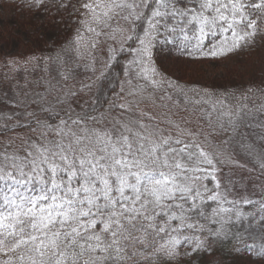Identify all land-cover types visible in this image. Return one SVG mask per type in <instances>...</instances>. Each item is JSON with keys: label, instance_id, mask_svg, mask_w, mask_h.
Listing matches in <instances>:
<instances>
[{"label": "snow or ice", "instance_id": "snow-or-ice-1", "mask_svg": "<svg viewBox=\"0 0 264 264\" xmlns=\"http://www.w3.org/2000/svg\"><path fill=\"white\" fill-rule=\"evenodd\" d=\"M21 3L73 32L56 57L0 56V264H177L224 241L264 260V75L215 93L156 66L261 47L264 0Z\"/></svg>", "mask_w": 264, "mask_h": 264}, {"label": "rangeland", "instance_id": "rangeland-1", "mask_svg": "<svg viewBox=\"0 0 264 264\" xmlns=\"http://www.w3.org/2000/svg\"><path fill=\"white\" fill-rule=\"evenodd\" d=\"M54 15V7L50 13H45L42 10L36 11L28 9L21 3V0H0V56H6L8 53H12L17 59H20L21 56L26 58L36 56L45 59L48 57H56L61 52V48L65 46L66 38H70L73 29L71 22H69L68 25L61 24L59 29H54L50 22ZM56 19L58 20L59 17H56ZM74 19L75 17H73V20ZM46 33L51 34L52 38L48 39L45 35ZM55 43L57 44L56 52L46 53V48L55 45ZM165 53L164 56H158L156 59L158 71L171 79H173V77L169 76L170 72L176 79L182 78L186 81H195L198 85L197 88H206L215 93H223L219 89L214 88V82L216 84L218 80L226 79L228 76H234V78H236L240 74L238 73V71H240V66L237 67L234 61H229L228 59L204 64H188L175 61V53L172 54V57L167 55V50H165ZM255 57L256 56L252 55L253 59L251 61L259 63L262 66L261 70L256 73V79L259 80V78L264 75V51L262 50L260 55ZM159 63L165 64L168 69L160 68L158 66ZM213 63L215 66H213ZM249 63L250 61L240 62L238 65H242V68H250L251 64ZM167 70L170 71L168 72ZM78 71L81 79L87 78V74L83 67L79 68ZM29 73H31V75H29ZM40 74L38 69L33 72V70L29 68L28 72L20 71L19 76H27L31 79ZM3 75H8V68L4 67L2 61H0V76ZM250 81H247L246 86L250 84ZM21 83H23L22 79ZM246 86L237 91H243L249 87ZM4 91H6V89H0V109L8 111L7 104L4 102ZM240 162L245 163L243 157H240ZM249 167H251L250 164ZM245 175H247V173H245ZM254 191L258 192V189L254 190L251 187V182H249L248 194L252 195ZM252 198L257 199L258 197L253 195Z\"/></svg>", "mask_w": 264, "mask_h": 264}, {"label": "trees", "instance_id": "trees-1", "mask_svg": "<svg viewBox=\"0 0 264 264\" xmlns=\"http://www.w3.org/2000/svg\"><path fill=\"white\" fill-rule=\"evenodd\" d=\"M56 45L57 44L55 43V45L51 47H47L45 52L55 53ZM262 50L264 51V45L256 48L255 50L238 51L236 53L231 54L229 57L224 58L226 60L228 59L229 61H234L237 64L236 65L237 67L240 66L239 67L240 71H238V73L240 74L236 78H234V76H228L226 79L218 80L216 84L214 82V86H215L214 88H217L222 92H225V90L237 91L238 89L246 86L248 80L258 81L256 79L257 78L256 73H258L261 70L262 66L259 63H254V61L251 60L253 59L252 55L258 57ZM128 59H130V57L126 55H121L119 57L118 63H115L113 65L111 70V75L109 76V79L110 78L111 79L105 81L107 87L102 89L104 93V96L102 98H111L112 96H114L115 93L112 91L113 89H115L116 92L119 91L120 81L123 79V70L128 63ZM174 60L178 62H182L181 60H176V59ZM249 61H250L249 64H251L250 68H246V67L242 68V65H238V63L240 62H249ZM158 66L163 69H168L165 64L159 63ZM181 72L184 74L182 70ZM169 76L173 77V80H179L181 84L189 83L191 87L194 88L198 87L195 81L192 80L186 81L185 79L182 78L176 79L173 75H171V72ZM97 95H100V93H97ZM244 243H251V241L248 240L247 238V234H245ZM177 264H264V260L259 259L258 257L252 255L251 253H248L246 250H244L243 247H241V251L239 254L233 253L231 251V244L228 241H224L223 243L213 244L212 248L208 249L207 251H201L198 253H192L189 256L180 257L177 261Z\"/></svg>", "mask_w": 264, "mask_h": 264}]
</instances>
